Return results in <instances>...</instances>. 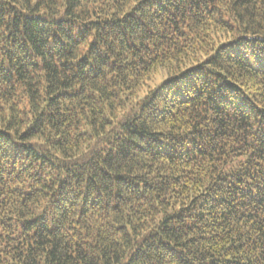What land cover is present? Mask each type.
I'll use <instances>...</instances> for the list:
<instances>
[{
	"label": "trees",
	"instance_id": "trees-1",
	"mask_svg": "<svg viewBox=\"0 0 264 264\" xmlns=\"http://www.w3.org/2000/svg\"><path fill=\"white\" fill-rule=\"evenodd\" d=\"M0 264H264V0H0Z\"/></svg>",
	"mask_w": 264,
	"mask_h": 264
}]
</instances>
